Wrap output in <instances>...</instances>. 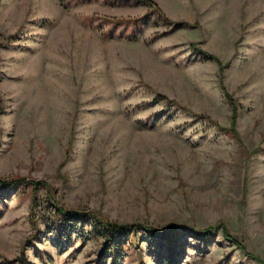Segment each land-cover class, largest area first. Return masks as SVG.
I'll return each mask as SVG.
<instances>
[{
    "label": "rangeland",
    "instance_id": "374dc122",
    "mask_svg": "<svg viewBox=\"0 0 264 264\" xmlns=\"http://www.w3.org/2000/svg\"><path fill=\"white\" fill-rule=\"evenodd\" d=\"M149 1L0 0V264H264V0Z\"/></svg>",
    "mask_w": 264,
    "mask_h": 264
},
{
    "label": "trees",
    "instance_id": "16d2710c",
    "mask_svg": "<svg viewBox=\"0 0 264 264\" xmlns=\"http://www.w3.org/2000/svg\"><path fill=\"white\" fill-rule=\"evenodd\" d=\"M135 2H139L141 4H147L150 7L155 8L153 2L149 0H133ZM64 213V212H63ZM67 213V214H66ZM66 215L69 216L70 219L74 221H79V222H85L87 220V216L92 218V224H93V233H97L100 236H103L105 238H111L112 235L118 233V232H124L127 231L128 229L132 230L135 225H141L136 222H132L131 225L127 224H117L114 221H108L104 219H97L93 216L90 215L89 212H79V211H70V212H65ZM82 225H80L79 228H81Z\"/></svg>",
    "mask_w": 264,
    "mask_h": 264
}]
</instances>
